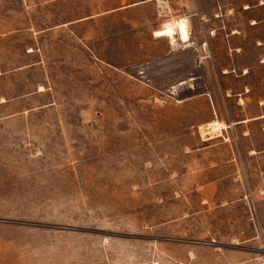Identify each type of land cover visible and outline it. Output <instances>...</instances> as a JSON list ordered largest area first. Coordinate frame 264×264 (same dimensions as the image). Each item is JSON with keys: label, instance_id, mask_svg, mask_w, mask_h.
I'll return each mask as SVG.
<instances>
[{"label": "rangeland", "instance_id": "374dc122", "mask_svg": "<svg viewBox=\"0 0 264 264\" xmlns=\"http://www.w3.org/2000/svg\"><path fill=\"white\" fill-rule=\"evenodd\" d=\"M259 1L0 0V264H264Z\"/></svg>", "mask_w": 264, "mask_h": 264}, {"label": "bare ground", "instance_id": "6f19581e", "mask_svg": "<svg viewBox=\"0 0 264 264\" xmlns=\"http://www.w3.org/2000/svg\"><path fill=\"white\" fill-rule=\"evenodd\" d=\"M188 24V20L186 19L169 22L164 26L162 34L163 36L170 38L173 42H175L178 37L182 43H188L190 41ZM222 127L225 128L226 126Z\"/></svg>", "mask_w": 264, "mask_h": 264}, {"label": "built area", "instance_id": "2783aa9c", "mask_svg": "<svg viewBox=\"0 0 264 264\" xmlns=\"http://www.w3.org/2000/svg\"><path fill=\"white\" fill-rule=\"evenodd\" d=\"M226 130L227 128L222 127L219 121H214L207 126L204 133L210 137H224V132Z\"/></svg>", "mask_w": 264, "mask_h": 264}, {"label": "crops", "instance_id": "0c3cea01", "mask_svg": "<svg viewBox=\"0 0 264 264\" xmlns=\"http://www.w3.org/2000/svg\"><path fill=\"white\" fill-rule=\"evenodd\" d=\"M256 7H258V8H262L263 7L264 8V0H260L256 5L253 4V5L247 6V11L250 12L251 10H255ZM262 21L264 22V18H262L261 20L254 18V19L251 20V25L252 26L258 25ZM261 118H264V115L260 116L258 118H255V120H258V119H261ZM247 122H249V120H243V121H240L239 124H244V123H247ZM224 126H227V125L225 124Z\"/></svg>", "mask_w": 264, "mask_h": 264}]
</instances>
